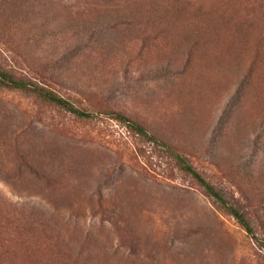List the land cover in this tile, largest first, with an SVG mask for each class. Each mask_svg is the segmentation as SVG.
I'll return each instance as SVG.
<instances>
[{
  "label": "rangeland",
  "instance_id": "rangeland-1",
  "mask_svg": "<svg viewBox=\"0 0 264 264\" xmlns=\"http://www.w3.org/2000/svg\"><path fill=\"white\" fill-rule=\"evenodd\" d=\"M0 68L92 113L0 87V264H264V0H0Z\"/></svg>",
  "mask_w": 264,
  "mask_h": 264
},
{
  "label": "trees",
  "instance_id": "trees-1",
  "mask_svg": "<svg viewBox=\"0 0 264 264\" xmlns=\"http://www.w3.org/2000/svg\"><path fill=\"white\" fill-rule=\"evenodd\" d=\"M0 87L1 88H7V89H17L21 90L27 93H31L34 95H37L44 100H47L49 102H52L63 109L77 115L80 117H91L92 113L89 111H86L80 107H77L74 105L72 101H70L68 98H65L62 95H59L54 90L48 88L44 84L35 82L31 79H25L22 77H17L12 72L0 68ZM114 116L123 122H126L128 126L132 128L133 131L138 133L141 136L144 137H150L151 139H154L155 141L162 144L165 149L171 154V156L175 159L176 164L178 167L189 173L193 178H195L199 184L204 188L206 193L211 196L215 201H217L220 205L225 207L237 220L238 222L244 227V229L248 233H252V225L250 221L246 218V216L240 212L234 204L230 203L227 198L223 195V193L217 189L215 186H213L209 181H207L189 162L188 160L175 151L171 145H169L166 142L160 141L157 138L150 136L148 131L145 127H143L141 124L134 122L127 118L126 116L114 113Z\"/></svg>",
  "mask_w": 264,
  "mask_h": 264
}]
</instances>
